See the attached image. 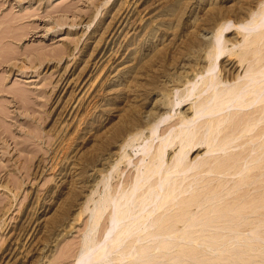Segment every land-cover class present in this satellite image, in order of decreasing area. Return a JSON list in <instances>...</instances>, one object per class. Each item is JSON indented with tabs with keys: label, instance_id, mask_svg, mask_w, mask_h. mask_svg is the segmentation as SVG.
<instances>
[{
	"label": "rangeland",
	"instance_id": "obj_1",
	"mask_svg": "<svg viewBox=\"0 0 264 264\" xmlns=\"http://www.w3.org/2000/svg\"><path fill=\"white\" fill-rule=\"evenodd\" d=\"M263 6L264 0H0V264H74L93 203L110 184L119 188L136 176L144 141L126 144L149 134L152 119L164 111L160 101L172 106L209 66V46L224 21L236 25L222 38L228 52L218 60L220 76L230 83L245 76L252 63H242L241 54L239 60L243 34L236 27ZM192 103L172 109L173 121L161 124L159 133ZM259 114L254 118H263ZM258 123L255 130L264 120ZM258 135L247 149L234 144L209 152L203 145L192 151L188 163L208 165L188 173L181 189L189 191L179 189L181 201L168 211L183 209V218L185 209L197 211L194 220L215 225L206 235H231L230 229L239 228L243 242L225 237L216 247L174 234L166 238L173 243L167 253L151 249L142 259L152 260L138 264H264V138ZM257 226L255 238L250 231ZM197 227L187 231L200 235Z\"/></svg>",
	"mask_w": 264,
	"mask_h": 264
},
{
	"label": "bare ground",
	"instance_id": "obj_2",
	"mask_svg": "<svg viewBox=\"0 0 264 264\" xmlns=\"http://www.w3.org/2000/svg\"><path fill=\"white\" fill-rule=\"evenodd\" d=\"M251 15H252L251 20L248 18L245 21L240 22V24H238V26L236 27V29H238V33L243 34L242 35L243 43L241 45L243 51L242 52L240 51V53H238L239 60L241 54L242 63L245 61L247 62L249 61L250 63H252V64L248 63L250 67L248 66L249 69H247V73L245 74V76L242 77L241 75L240 76L237 75L236 77L237 79L234 80V83H230L228 79H224L220 76L221 75L220 71L217 68L218 60L220 57H222L225 53L228 52L227 51L228 44L227 45L225 44L228 41H224L225 39L222 40V38L227 30L232 29L233 26L236 25L233 23H229L232 20L224 21L223 23L218 25L217 28H215L216 29L215 33L213 32L215 36L213 35L212 37L213 39L211 38L212 41L210 43L212 45V48L211 45L209 46V48L212 50H210L211 51L209 53L210 56L209 57L207 56L209 59L211 58L210 59L211 62L209 66L207 68H204L200 74L198 73L199 77L197 76L198 77L197 79L189 81L190 85L184 89L182 95L180 94L181 96L179 95V99L173 101L172 106L168 107L165 104L164 99L160 101V106H162L161 110L164 111L160 112L159 115H157L155 118L153 117L154 119L151 118L152 120H154L153 121L154 123L151 122V120L149 121L153 124V125L151 124L152 126L149 129L150 132L149 134L146 135H143L142 133L137 134V136L131 138V140L126 144V146L134 145L135 141L137 140L139 141L141 139H143L144 141L142 147L143 149L142 151L143 156L141 157L142 159L139 161V163L136 162L138 164V166L136 167L137 169L136 176L134 177V179L130 181L129 180L126 181L127 183H123L119 188L117 186V188L114 189L111 188L110 186L111 184L108 183L107 180V185L110 184L109 185L110 188L108 190L106 189L107 190L106 193L103 194V196H101V198L98 201L96 202L94 201L95 203H93L95 204V206L93 205L94 206L92 212L93 217H91L92 222L89 225L84 244L80 249L78 256H76L77 260H75L76 262L74 264H138V262L143 263L145 259L143 260L142 258L145 257V255L149 256L150 252H153L154 250H160V251L162 250L163 252L165 251V253H167L168 251L167 249L170 247L172 240L170 242L167 241L166 238L170 239L169 236L172 237V235L174 234H178L181 237V239L182 237H184V235H186L185 237L187 238L188 237L191 238V239L188 238L187 241L192 240L193 238L196 239L194 241H197L199 239L203 241L210 240L212 242V244L210 245H216L215 243L219 244L218 241H220L221 239L223 241V238L225 237L229 238L228 240L230 242L232 241L233 243L243 242V241H239V237L243 236V235L240 236L239 228L238 229L236 228V230L233 228H232L233 230L230 229L232 233L231 235L228 234L225 235L222 233L219 234L218 232L217 234L214 233L213 235L209 234L210 235L209 236L206 235L204 232H206L207 227L211 228L213 224L210 223V221L208 222L210 224L204 223L205 222L203 220L204 218L203 219L201 218L200 220L198 219L194 220L195 218L193 217L197 215L196 214L197 211L194 212L189 209H188L189 211L185 209L188 212L187 213L188 218L180 217L182 215H180V213L178 212L182 211L183 213V209L178 211L176 210L177 213L175 214L174 213L172 214L170 213L171 211L170 212L168 211L171 209V207L175 206L176 209V206H178L177 202L181 201L179 200V194H181L183 191L184 192L189 191V189L185 187L181 189L182 185L184 186V182L189 177L188 173L192 169L200 170L199 168L208 165L209 161L208 162L200 161L201 163H196V162L191 163L192 161L190 160L191 162L188 163L186 159L192 151L198 150V148L202 147L203 145H206V148L208 149L209 152L224 151L227 150L228 148L235 147L234 144H237L236 146L245 145L246 146L245 148L247 149V145H249L250 144L249 142H251L250 140L253 141V138H256L255 137L256 135L259 134L258 137L264 138V125L261 126L260 130L258 129L259 131L255 130V127L259 125L258 122L261 119L264 120L263 119L264 118V54L261 55V53H263L261 52V46L264 45V6L256 14H251ZM242 23L248 26V29L246 28L241 29L239 25H243ZM237 44L238 43H236L235 46ZM240 44L238 45L240 46ZM229 53L231 54V52ZM194 96L195 98H193ZM188 101L193 102L190 105V109L188 110V113L186 112L187 113L186 114L185 112H181L179 116L180 118L177 119L178 121L171 124H169L168 122L167 126L164 128L165 131L162 134H165L166 132L167 133L162 136V134L159 133L160 131L159 126L165 123V121L169 119L172 120L175 117V113L174 114L171 113L172 109L175 110L183 103L185 102L188 103ZM170 102L172 104V101ZM255 112L260 113L259 116H262L263 118H260L259 120L258 115H257L258 119L254 118L256 117ZM176 114L178 115V113ZM252 132L253 133L256 132V134H254L255 136L250 135ZM239 138H241L240 142L238 141ZM261 145H264V141L262 142ZM174 147L177 148L180 147L179 152L176 153L171 160H166L167 154ZM126 152L124 155H122L123 157L128 156ZM227 156L229 157V155ZM247 156H245V158L243 157L242 158L245 159L246 162H248L249 159L252 160V158L248 159ZM232 164L233 163L231 162V165ZM227 165H229V163ZM210 168L209 169L207 168L208 171H210ZM207 169L205 171H207ZM238 170H240V167ZM188 185L190 186V184ZM210 187L211 186H209V188ZM179 189H181L182 192ZM208 190L209 189H207V191ZM182 197L184 196L182 195L181 198ZM188 198L189 197L186 196V199ZM192 201H198V200H192ZM183 202L185 203V201ZM201 202L200 204L197 205V208L202 206ZM211 212L212 209L211 211H209V213L203 212L202 216H204L205 214H210ZM250 212L251 214H253L252 210ZM187 214L185 212V215ZM105 216L106 219H105V223H103L104 224L103 226L102 219ZM219 217L220 216H218V218ZM259 218L260 217H258V219ZM189 221L191 222L189 223ZM207 221L208 220H206V222ZM211 222H213V220ZM179 223L186 224L185 229L180 228L181 226L179 225ZM213 223H215V221ZM260 223L261 222H259V224ZM261 224L264 223L262 222ZM188 226L189 228L190 226H199V228L197 227L198 229L195 230V233L200 231V235H197L196 233L197 236L193 237L192 235L194 233L192 231L191 232L187 231ZM214 226L215 225H213V227ZM260 226L262 227V225ZM258 227L259 226H257L256 228L253 227L250 231V232H254V235L253 234L252 235L255 236V238L260 233L259 231H258L259 233L255 232V229L257 230ZM210 228L208 230H210ZM227 228L229 229V227ZM227 228L225 227L224 229ZM100 230H102L101 233ZM208 236L209 238H207ZM157 239L158 240L161 239V241H158ZM243 239L244 237L242 238V240ZM261 239L264 242V238L261 237ZM248 240H250V238ZM194 241H189V242H194ZM196 243L199 244V242ZM204 243L206 244V242H203L202 246H204ZM246 243L249 244V242H245V244ZM225 244L226 243H224V245ZM229 245H231V243ZM240 245H242V243ZM236 246L238 245L236 244ZM216 247L218 246L216 245ZM204 248L208 249L207 246ZM209 248H212V246H209ZM151 249L153 251H151ZM216 250L217 249H214V251ZM222 252L224 253V251ZM169 256L165 257V259L168 260ZM146 260L150 261L152 259L149 260L147 258ZM175 260H179V259H175ZM197 261L199 262L198 259ZM145 262L144 264H146ZM206 263H208V261Z\"/></svg>",
	"mask_w": 264,
	"mask_h": 264
}]
</instances>
